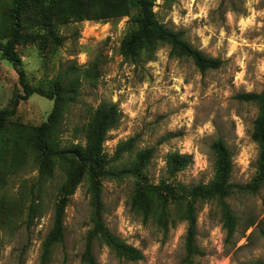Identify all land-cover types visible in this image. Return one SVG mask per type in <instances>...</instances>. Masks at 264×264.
<instances>
[{
	"label": "rangeland",
	"instance_id": "374dc122",
	"mask_svg": "<svg viewBox=\"0 0 264 264\" xmlns=\"http://www.w3.org/2000/svg\"><path fill=\"white\" fill-rule=\"evenodd\" d=\"M102 1L98 7L99 0H25V39L16 52L24 82L38 94L23 100L19 78L0 53V112L19 100L0 136V264H84L85 244L98 224L143 256L117 257L99 234L91 240L98 264H183L184 204L167 198L163 205L165 197L153 196L134 206L137 182L127 173L101 182L98 206L88 178L69 183L81 166L70 148L86 147L92 117L106 105L115 106L119 121L102 154L112 160L129 141L131 152L113 163L124 172L136 152L151 150L144 171L149 186L209 184L210 147L217 139L226 143L231 183L244 190L195 203L202 255L190 264H264V184L247 189L258 155L251 139L257 108L236 99L264 91V0H150L157 23L223 63L204 73L155 36L137 64L125 60L120 45L135 30L136 0ZM54 81L62 85L57 104L46 97ZM54 108L60 147L71 160L56 164L47 179L38 173L36 130ZM174 153L190 156L192 164L169 177L165 158ZM227 217L235 220L231 232Z\"/></svg>",
	"mask_w": 264,
	"mask_h": 264
},
{
	"label": "trees",
	"instance_id": "16d2710c",
	"mask_svg": "<svg viewBox=\"0 0 264 264\" xmlns=\"http://www.w3.org/2000/svg\"><path fill=\"white\" fill-rule=\"evenodd\" d=\"M71 0H65L68 5ZM98 7L104 5L99 0ZM153 4L150 0H136L137 16L134 20L135 30L128 34L120 45V53L125 60L132 64H137L138 56L149 47V39L155 36L156 40L170 46L171 53L184 56L193 62L200 73L214 71L221 68L223 63L214 58L206 57L202 52L192 48L181 38V33L173 32L164 25L157 23L152 12ZM26 11L25 0H9L5 3L0 0V53L1 60L5 61L14 70L22 86L24 97L29 98L39 92L24 82V72L22 62L16 52V46L25 39L23 30L25 27V18L23 13ZM62 85L58 81L53 82V92L46 97L54 99L57 104V98L60 95ZM241 102L252 103L257 108V116L253 122L251 139L258 146V155L255 162V175L251 181L250 192L257 191L264 184V91L260 94L248 93L236 96ZM19 100H14L11 110L0 112V136L6 129L7 121L15 113ZM56 108V107H55ZM55 108L43 123L36 130L35 150L39 157V177L45 176L51 178L56 164L68 162L71 159H65V151L60 147L58 139V119L55 116ZM119 121L116 115L115 106L106 105L99 108L91 120L92 133L87 141L85 148L76 144L70 148L69 153L72 158L80 161L81 166L76 169L70 178V185L75 187L81 179L88 178L92 184L94 200L97 206L100 203L99 189L101 182L107 177H117L127 173L135 178L137 187L134 191L132 200L134 206L139 207L148 204L155 197L163 198V205L174 202L177 205L184 204L182 220L186 223V233L184 237V259L183 264H190L196 256L202 255L195 244L196 238V209L195 203L199 200H211L215 198H224L231 193L233 188L238 191L244 190L241 187H234L231 183L232 175V155L222 139H217L211 145L210 149L214 158L213 177L209 184H199L194 187H187L181 184L170 186L162 184L157 187L149 186L144 171L148 166L152 152L143 150L136 152L132 166L129 170L119 172L114 170V161L120 160L124 154L131 152L130 142H121L112 160H107L102 154V144L105 141L106 134L115 128ZM192 164L190 156L178 153L169 154L165 158V169L169 177H174L179 172ZM246 189V188H245ZM183 206V205H181ZM225 227L228 232L235 228L234 218L226 219ZM101 235L107 247L117 256L127 261H140L143 259L142 253L126 244L117 241L105 228L97 225L89 234V240L85 244L82 253L84 264H98L95 260L91 240L96 235ZM264 236V233H262ZM43 264V263H42Z\"/></svg>",
	"mask_w": 264,
	"mask_h": 264
}]
</instances>
